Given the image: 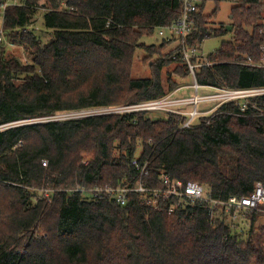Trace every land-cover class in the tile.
I'll use <instances>...</instances> for the list:
<instances>
[{"label":"trees","instance_id":"1","mask_svg":"<svg viewBox=\"0 0 264 264\" xmlns=\"http://www.w3.org/2000/svg\"><path fill=\"white\" fill-rule=\"evenodd\" d=\"M205 1L194 15L190 46L229 32L226 26L210 27L221 0H215L211 14L205 13ZM236 1L232 39L209 55L218 63L197 72L202 84L264 85V68L238 63L262 57L264 2ZM25 4L6 9L4 26L28 62L6 58V46H0V264H264V225L252 239L224 220L212 223L204 207L169 214V201L155 210L139 192H130L121 206L108 196L68 190L76 184L134 185L137 159L147 164L144 179L151 187L168 175L205 184L217 198L250 195L256 182L264 184V115L231 114L238 107L227 103L194 128L181 127L182 115L153 119L145 112L10 125L60 111L137 104L173 91L177 84L170 76L164 81L163 70L181 62L174 72L189 74L180 47L161 55L173 44L144 39L180 17L181 1ZM38 10L44 11V30L51 33L46 42L33 26ZM141 48L158 58L149 77L134 78ZM41 187L55 189L52 201L35 190ZM260 214L251 212L249 233Z\"/></svg>","mask_w":264,"mask_h":264},{"label":"built area","instance_id":"2","mask_svg":"<svg viewBox=\"0 0 264 264\" xmlns=\"http://www.w3.org/2000/svg\"><path fill=\"white\" fill-rule=\"evenodd\" d=\"M182 4V11L180 17L171 25L158 29L157 41L170 42L172 47L179 46V52L182 55V60L189 69V76L192 77L191 84H183L177 86L173 91L167 93L165 96L140 102L137 104H128L122 106H104L94 110H89L83 116L79 114L67 115L64 117H41L33 119L36 121L29 123L46 122L53 120L79 119L89 116H104L125 114L132 112H145L147 114H164L162 117H170L171 115H182L186 120L181 127L194 128L199 125L200 118L210 116L211 118L218 114L219 109L224 104L232 103L238 107V110L230 112L239 116H246L250 112L259 116L264 115V105L261 100L264 99V85L253 86L247 88H233L229 86H220L211 83L202 84L198 81L197 72L203 67L214 66L219 61L211 60L210 54L204 55L199 48V45L190 46L187 39L196 31V24L194 15L198 12L199 7L205 0H180ZM25 0H5L0 4V46L8 45L14 47L15 44L7 39L5 32V14L9 6H24ZM262 57L260 61H253L252 59L239 61L238 63L247 66L264 68V43L260 46ZM216 53V52H215ZM213 53V54H215ZM28 62V59H25ZM208 91L206 94H200V90ZM192 90L193 94L186 92ZM212 103L208 109L199 110V104ZM192 107L191 109H189ZM155 112V113H154ZM161 112V113H159ZM159 115L158 118H160ZM150 117V116H148ZM157 119V118H156ZM20 122H13L10 125H19ZM28 124V123H25ZM43 166L47 165V161L42 162ZM133 164L139 167V176L134 185L129 186H100L95 188H85L78 184L69 188V192L81 191L83 197L92 194L94 197L100 198L104 196L110 197L113 201L121 206H125L128 202V195L130 192L141 193L145 201L155 210H161L160 203L162 200L169 201L168 213L185 212L194 210L197 207L205 208L210 216L212 223L216 219L224 220V222L231 226L234 230L245 233L251 229L250 214L252 211H260L264 214V184L256 182L253 191L250 195H233L222 199L212 195V190L196 181L184 182L170 178L168 175L160 177L161 184L157 187L147 185L144 176L147 173V164L140 165L137 159L133 160ZM39 195H42L48 201H52L51 191L55 189H48L41 187L36 190ZM250 223V225H249ZM264 224H262L263 226ZM244 226V227H241ZM257 221L252 229L256 231ZM260 225V227H262ZM261 229V228H260ZM260 229L257 233L260 232ZM252 233V232H251ZM246 235V234H245Z\"/></svg>","mask_w":264,"mask_h":264},{"label":"rangeland","instance_id":"3","mask_svg":"<svg viewBox=\"0 0 264 264\" xmlns=\"http://www.w3.org/2000/svg\"><path fill=\"white\" fill-rule=\"evenodd\" d=\"M237 3H238V1H236V0H221V2L219 3V9H218L217 14L214 17H212V19L210 21V27L212 29H217V28H220L221 26H226L227 24H229L231 21L232 7L235 6ZM215 7H216L215 0H206L205 1L204 10H205L206 14H211L213 12V10L215 9ZM43 13H44L43 10H38L37 15L35 17L36 22L34 23L33 26L37 28V30H36L37 34L41 36V38L44 42H46V41H49L51 33H49L47 30H44ZM232 35L233 34L231 32H228L226 34H221V35H212L211 37L204 39L203 42L199 45L200 51L206 56L209 54H213L218 49H220L223 41L232 39ZM157 36H158V31H156V33L154 35H152L150 37H146L144 39V42L147 44H151V43L158 44L160 42L157 41ZM5 46H6V49H5V57L6 58L16 56V57H19L22 59H28L21 46H19V45H15L14 47L8 46V45H5ZM172 48L174 49V47H172L171 44L167 45L166 48L164 49V51H162L161 55H166L167 53H170V51L173 50ZM157 58H158L157 54H152L150 51L147 52V50L144 48L137 50L135 60H134V66H133V70H132V77H134V78L149 77L152 73V69H153L152 65L155 63ZM178 66H182V63L181 62H173L164 68V70H163L164 81L170 76L173 79V81L177 84V86L183 85V84H191L193 82V79L191 76H189V74L187 76H181L178 73L174 72ZM188 92L193 94L192 90H188ZM207 92L208 91L201 89L199 93L200 94H206ZM122 105H125V104L119 103V104L105 105V106H122ZM211 106H212V103L199 104L198 108H199V110H203V109H208ZM100 107H104V106H100ZM100 107H93V108L82 109V110L60 111V112H57L56 114L51 115V116H54L53 118H55V116L56 117H64L67 115L71 116L72 114H79V116H83L86 111L94 110V109H97ZM191 108L192 107H190L189 109H191ZM159 113H161V112H159ZM155 114L150 113V114H147V116H150L153 119H156V118L158 119L159 115H161L160 117L164 116V114H159V115H155ZM45 117H49V116H45ZM35 118L38 119L41 117H33V118H28V119H24V120H20V121L22 124H25V123L36 121V120H33ZM38 120H40V119H38ZM51 120H53V119H51ZM60 120H62V119H60ZM20 121H17V122H20ZM35 190H37V189H35ZM249 225H250V223H249ZM257 225L258 226H257L256 231H252V233H250V235H248V232L246 231L245 236L250 237L252 239L253 238L257 239L262 234V227H263L262 225H261L262 227H260L259 223ZM241 227H244V226H241ZM259 229H260V232L257 233L259 231ZM262 238H264V234L262 235Z\"/></svg>","mask_w":264,"mask_h":264},{"label":"crops","instance_id":"4","mask_svg":"<svg viewBox=\"0 0 264 264\" xmlns=\"http://www.w3.org/2000/svg\"><path fill=\"white\" fill-rule=\"evenodd\" d=\"M264 2V1H263ZM232 16V15H231ZM230 24V23H229ZM229 24H227V25H229ZM227 25H226V28H227ZM230 25H232V24H230ZM233 26V25H232ZM233 30V29H232ZM229 32H231V31H229ZM186 92H188V90H186ZM262 222V223H261ZM259 223V225H262V224H264V214H260L259 216H258V219H257V224Z\"/></svg>","mask_w":264,"mask_h":264},{"label":"water","instance_id":"5","mask_svg":"<svg viewBox=\"0 0 264 264\" xmlns=\"http://www.w3.org/2000/svg\"><path fill=\"white\" fill-rule=\"evenodd\" d=\"M232 29H233V26H232V25H230V24L227 25V30H228V31H232Z\"/></svg>","mask_w":264,"mask_h":264}]
</instances>
